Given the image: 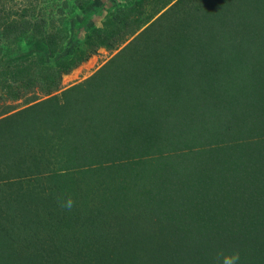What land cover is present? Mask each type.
<instances>
[{"label":"trees","instance_id":"obj_1","mask_svg":"<svg viewBox=\"0 0 264 264\" xmlns=\"http://www.w3.org/2000/svg\"><path fill=\"white\" fill-rule=\"evenodd\" d=\"M79 2L82 12L98 3ZM67 32L0 1V197L41 176L77 172L93 182L88 172L108 169L98 200L114 213V187L121 211L124 200L144 205L149 241L116 251L109 230L100 242L90 233L72 241L61 233L71 224L99 219L107 228L117 217L79 215L42 184L41 196L22 199L39 198L29 207L45 216L40 231L59 230V247L20 236L0 264H264V1L134 0L108 10L101 26L87 24L82 40L67 42ZM2 42L28 50L4 60ZM99 49L111 57L62 87ZM7 219L0 233L13 231ZM128 237L117 244L131 246Z\"/></svg>","mask_w":264,"mask_h":264},{"label":"rangeland","instance_id":"obj_2","mask_svg":"<svg viewBox=\"0 0 264 264\" xmlns=\"http://www.w3.org/2000/svg\"><path fill=\"white\" fill-rule=\"evenodd\" d=\"M4 3L5 9L11 8L13 12H22L26 8V13L29 16V18L32 19H43L46 22V30H67V39H65L67 42L71 39L72 41L75 40H82L85 35L86 25L89 23H94L97 26H101L107 11L110 9H115L117 6L123 5L126 2H132L134 0H91L92 2L98 1L95 5H93L89 10L86 12H82L81 8H79V1L83 2L85 0H0ZM173 1V0H172ZM191 0H185V3H189ZM264 1V0H263ZM202 6L201 8L206 7L203 2H201ZM209 4V3H208ZM152 5L150 4L151 8ZM250 8V7H249ZM55 25V26H53ZM53 26L51 29L49 27ZM50 32V31H48ZM22 44V45H21ZM24 43H18L13 45H5L4 42H2V46L4 47V51H2V54L5 58L4 60H9L16 56L19 53H24L28 48H25ZM111 57V53L108 50L105 49H99L98 52L84 62L82 65L78 66L76 69H74L69 75L63 76L62 78V87H68L73 84L79 83L86 78H88L90 75H92L95 71L98 70V68L104 64L109 58ZM19 103V104H18ZM21 100L17 102L16 105L21 104ZM263 116V117H262ZM261 116V119H264V111ZM29 120V119H28ZM32 126L31 123L25 122L23 124V127L25 130L29 129L30 131H33L29 127ZM32 133V132H30ZM164 161V159H163ZM131 166V165H130ZM117 168V167H116ZM115 168V169H116ZM123 168H126V170L130 171L133 166L129 167L124 165ZM108 171V169H94L93 171H90L88 173L92 175H97L95 181L93 176H90V179H84L82 178V174L74 172V173H54L56 175H52L50 177L47 176H41L39 181V184L36 186L28 185L25 188L20 189V185L17 183L15 184V188L13 190H10L9 192H3V197H0V203H2L3 206H7L8 210H6V215H1L0 217L3 218H9L7 219V222H11V226H14V229L12 232L7 233H0V251H3L2 248L8 243L9 241L12 243V246L18 245V242L20 241V236L23 237V239L28 240L31 238H34L35 241L38 244L44 245V248L47 250H50V252L54 253V249L59 247L56 243L55 239V231L57 232V236L60 235L59 230L54 229V231L49 235L45 231H40L39 225L40 220L45 222V216L42 217L41 213L33 212L31 210V207L29 205H33L35 203H39V198L34 199H22L25 194H28L29 196L31 194H35L37 196H41L43 193H39L37 189H40L39 186L42 184L44 185H50L51 187L47 190L48 192L58 193L61 196L63 194H66L64 196V199L68 201L69 198L73 201V207L78 209H81V212H79V215H82L85 212H90L91 209H98L100 210V217L102 221H105V219H111V216H116L113 224H111L109 227L105 228L104 223L99 224V219L95 220L93 224H91V221H89L88 226L87 224L81 223L79 225L76 223V226L71 224V226L66 227L61 231L66 233L67 235H71V238L74 240H77L79 238H86L85 235L92 234L93 240L95 239V242H100L101 239H104L105 235L104 232L106 230L112 231L114 234L113 242L115 245H113V249L116 251H121L122 249L128 250V249H141L145 247L146 244H148V239L145 237L149 235L150 229L146 230V226L149 223V221L152 219L151 216H149L146 212V210L142 211L144 209V205H135L134 200L131 201V203L125 202V206L127 207L124 209V211L120 210L122 200L119 201L120 196L116 194L115 188L110 187L112 190L113 195V202L112 207L114 213L111 214L109 212V206L107 205V201L100 202L99 195H101V191L97 190V185L100 182H103L105 179L104 173ZM148 171V170H147ZM115 172L121 177L122 179H127V174L124 170H120L117 168ZM158 177H155V179L148 181V182H156ZM147 182V183H148ZM158 182V181H157ZM133 184V183H132ZM34 187V188H33ZM37 188V189H35ZM109 188V187H107ZM90 189V190H89ZM89 190V191H88ZM106 195H109L111 193L110 189L104 190ZM152 192V190H149ZM102 196V195H101ZM94 200L95 206H93L92 201ZM161 200H159L160 203ZM18 202V203H16ZM67 203V202H66ZM164 203V202H163ZM167 204V203H166ZM65 203H63V206ZM14 206H18L14 207ZM166 206V205H165ZM29 208V209H28ZM138 214L140 219L138 220ZM120 217V220L118 219ZM81 221H87V218H82L80 216ZM76 220V219H75ZM134 222H131V221ZM71 220V222H73ZM80 221V220H78ZM9 223V222H8ZM75 224V223H74ZM91 224V225H90ZM41 230H45L44 226L40 227ZM105 228V229H104ZM40 231V232H39ZM104 231V232H103ZM132 234L134 241L132 242L131 246L127 245H120L117 243L119 242V239H121V243H125L127 241L128 236ZM47 236H49V241L47 239ZM140 237V239H139ZM150 238V237H149ZM138 239V241H137ZM20 246V245H18ZM76 243L71 246L72 249H75ZM8 248V247H7ZM56 248V249H57ZM24 254H29L30 252H23ZM25 254V255H26ZM23 254H20V257ZM121 261H123L121 259ZM128 262V261H127ZM114 264H121L118 260L115 261ZM126 264V263H122Z\"/></svg>","mask_w":264,"mask_h":264},{"label":"clouds","instance_id":"obj_3","mask_svg":"<svg viewBox=\"0 0 264 264\" xmlns=\"http://www.w3.org/2000/svg\"><path fill=\"white\" fill-rule=\"evenodd\" d=\"M64 206L69 210L71 209V207L73 206V201L71 200V198L68 199L67 203Z\"/></svg>","mask_w":264,"mask_h":264}]
</instances>
